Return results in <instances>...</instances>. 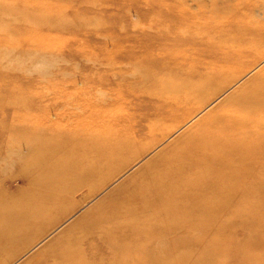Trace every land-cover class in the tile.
Segmentation results:
<instances>
[{
	"label": "rangeland",
	"instance_id": "rangeland-1",
	"mask_svg": "<svg viewBox=\"0 0 264 264\" xmlns=\"http://www.w3.org/2000/svg\"><path fill=\"white\" fill-rule=\"evenodd\" d=\"M164 81L213 82L174 108L159 94ZM263 83L264 0H0V206L6 233L22 235L0 264L42 259L114 190L143 181ZM245 159L233 175L214 169L189 183L201 197L232 184L206 213L166 221L151 212L139 226L159 230L128 232L119 253L94 238L69 248L94 264H136L126 251L134 241L137 264H264V236L247 227L250 214L264 222V156ZM91 165L100 172L82 180Z\"/></svg>",
	"mask_w": 264,
	"mask_h": 264
},
{
	"label": "bare ground",
	"instance_id": "bare-ground-1",
	"mask_svg": "<svg viewBox=\"0 0 264 264\" xmlns=\"http://www.w3.org/2000/svg\"><path fill=\"white\" fill-rule=\"evenodd\" d=\"M217 75L214 72L210 78L214 81ZM213 81H164L159 87V94L166 103L175 108L184 101L195 98L201 88ZM230 105L232 107L223 114L206 120L208 124L205 129L200 130L199 134L191 135L179 147L147 168L146 178L143 181H130L122 185V188L118 187L114 190L106 202L92 210L93 212L85 219L83 225L82 222L77 224L61 239L55 240L43 258L32 264H50L49 261H52V264H94L95 259V262L93 260H89L88 263H85L86 260L82 261V246L69 247L88 239H90L89 244L92 245L93 240L91 239L94 238L103 248L106 247L119 253L122 250L119 243L127 239L125 236L128 232L147 237L159 230L154 229L155 226L151 228L139 226L147 219H153L151 212L159 211L164 217L163 220L166 221L175 218L190 219L192 215L206 213L204 203L217 195L227 196L225 189L231 188L232 184L226 186L227 188H213L209 195L203 194L201 197V195L193 196L200 192V187L197 188L198 185L189 183L197 181L196 177L202 176L209 170L221 169L233 175L242 167L248 168L249 165L245 162V158L250 156V153H256V156L261 158L264 156L262 153L264 151V123H262L261 116L264 114V83L250 94L247 92L244 95H237L230 100ZM247 142L253 145L246 147L248 149H243V145ZM72 168L68 166L61 173V176L67 179L68 188L77 185L74 176L77 172H74ZM98 172H100L98 165L84 166L82 180ZM148 175L151 176L148 177L149 184L140 185L147 180ZM203 187L207 188L206 184H203ZM229 197L230 195L227 198ZM172 205L175 208H172ZM187 205L190 207L189 210L185 207ZM1 207L0 255H5L6 246L15 243L14 241L22 238L20 237L22 235L15 230L6 233V226L3 223L5 221L4 207ZM114 213L116 214L113 215ZM261 214L264 216V210ZM249 224L252 226L251 229ZM247 227L252 234L264 236V222L259 223L252 219L251 214ZM135 243V241L132 242V247L126 251L131 253L129 256L131 261L137 264L142 261L141 255L143 254L141 250L134 248ZM92 254L94 255L92 258L97 257V250ZM149 262L153 264L151 260ZM206 264L209 262L206 261Z\"/></svg>",
	"mask_w": 264,
	"mask_h": 264
}]
</instances>
